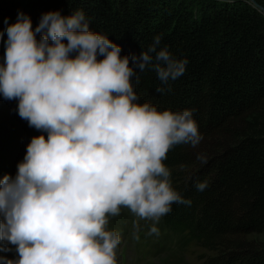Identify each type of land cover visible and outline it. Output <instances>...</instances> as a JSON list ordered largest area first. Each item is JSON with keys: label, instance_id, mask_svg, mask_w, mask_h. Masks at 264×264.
Instances as JSON below:
<instances>
[{"label": "clouds", "instance_id": "clouds-1", "mask_svg": "<svg viewBox=\"0 0 264 264\" xmlns=\"http://www.w3.org/2000/svg\"><path fill=\"white\" fill-rule=\"evenodd\" d=\"M245 2L264 15L255 0ZM6 33L4 40L0 30V94L18 99L19 116L47 138L34 136L15 177L0 178V252L12 245L18 254L0 255V264H117L121 236L108 230L109 217L128 209L159 235L156 223L173 204L191 205L164 161L175 146L202 141L193 110L140 103L133 85L136 70L150 67L168 86L188 61L158 50L159 35L139 55L122 56L119 44L91 30L83 11L49 10L35 29L19 12Z\"/></svg>", "mask_w": 264, "mask_h": 264}, {"label": "trees", "instance_id": "trees-1", "mask_svg": "<svg viewBox=\"0 0 264 264\" xmlns=\"http://www.w3.org/2000/svg\"><path fill=\"white\" fill-rule=\"evenodd\" d=\"M57 9L64 16L83 11L91 30L119 44L122 56L139 55L159 35L158 50L188 61L168 86L150 67L136 70L138 83L133 77L138 102L193 110L203 137L195 148L175 146L164 161L191 205L173 204L160 219L179 236L163 262L264 264V15L245 0H0L4 40L19 12L35 29L42 14ZM4 52L0 41V59ZM18 103L0 94V178L15 177L34 136L47 138L19 116Z\"/></svg>", "mask_w": 264, "mask_h": 264}, {"label": "rangeland", "instance_id": "rangeland-1", "mask_svg": "<svg viewBox=\"0 0 264 264\" xmlns=\"http://www.w3.org/2000/svg\"><path fill=\"white\" fill-rule=\"evenodd\" d=\"M263 2H264V0H262ZM177 240H179V236L178 235H174V238H173V236H172V242L170 243V245H169V247L172 245V243L173 244H176V241ZM169 247H168V249H169ZM177 248V247H176ZM167 249V250H168ZM167 250L163 253V254H161V255H158L157 257H155L154 259H153V261H152V263L153 264H169V263H167V262H163V261H166V259H163V255L167 252ZM0 255H3V256H6L7 257V255L6 254H2V253H0ZM167 256V255H166ZM188 258H189V260H191V259H193L192 258V256H188ZM172 261H174L175 262V259L174 258H172L171 259ZM163 262V263H162ZM176 264H179V263H177V262H175Z\"/></svg>", "mask_w": 264, "mask_h": 264}, {"label": "water", "instance_id": "water-1", "mask_svg": "<svg viewBox=\"0 0 264 264\" xmlns=\"http://www.w3.org/2000/svg\"><path fill=\"white\" fill-rule=\"evenodd\" d=\"M256 2V1H255ZM257 3V2H256ZM261 8H264L262 5H260L259 3H257Z\"/></svg>", "mask_w": 264, "mask_h": 264}]
</instances>
